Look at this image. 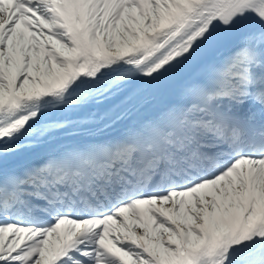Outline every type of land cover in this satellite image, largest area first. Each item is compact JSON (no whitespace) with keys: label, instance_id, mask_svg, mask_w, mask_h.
I'll list each match as a JSON object with an SVG mask.
<instances>
[{"label":"snow or ice","instance_id":"snow-or-ice-1","mask_svg":"<svg viewBox=\"0 0 264 264\" xmlns=\"http://www.w3.org/2000/svg\"><path fill=\"white\" fill-rule=\"evenodd\" d=\"M0 264H264V0H0Z\"/></svg>","mask_w":264,"mask_h":264}]
</instances>
